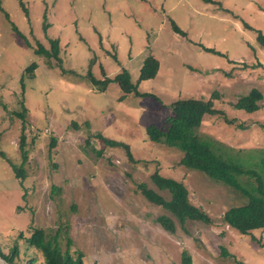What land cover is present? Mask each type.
Returning <instances> with one entry per match:
<instances>
[{
  "label": "rangeland",
  "instance_id": "obj_1",
  "mask_svg": "<svg viewBox=\"0 0 264 264\" xmlns=\"http://www.w3.org/2000/svg\"><path fill=\"white\" fill-rule=\"evenodd\" d=\"M259 34L264 0H0V251L8 255L17 245L15 264H24L37 254L18 234L42 229L60 231L83 264H181L184 253L191 264H264V230L244 235L222 220L247 198L181 166L180 152L145 133L172 116L173 102L211 100L224 116H204L198 134L215 144L217 156L258 171L264 183ZM50 41L57 42L58 65L34 54L39 45L50 52ZM148 56L158 71L139 82ZM122 70L145 96L120 100L115 83L102 87ZM252 90L262 96L258 110H236ZM21 136L24 180L9 164H20ZM153 174L182 183L211 223L180 225L146 201L141 185L169 199ZM240 182L248 192L256 187ZM162 215L173 219V233L156 222Z\"/></svg>",
  "mask_w": 264,
  "mask_h": 264
},
{
  "label": "trees",
  "instance_id": "obj_2",
  "mask_svg": "<svg viewBox=\"0 0 264 264\" xmlns=\"http://www.w3.org/2000/svg\"><path fill=\"white\" fill-rule=\"evenodd\" d=\"M24 13L27 16L25 10ZM4 16L8 20L6 13H4ZM9 24H11L13 31L19 33L12 23L9 22ZM173 29L177 33H180L176 26H173ZM257 42L261 46H264V36L259 34ZM34 54L42 56L45 59L53 58L58 65L56 41H50V52L39 45L34 50ZM36 67L35 63H31L26 69L27 74H31ZM158 67L156 59L152 56L146 57L139 70V82L153 79L156 76ZM28 77L33 78V75L31 74ZM111 82L115 83L123 93L120 100L130 94L145 96L138 93L137 82H132L129 73L125 70L120 71L113 79H106L100 84L104 88ZM22 90H24L23 87ZM259 100H262V96L256 90H252L250 94L240 98L234 104V108L245 113H252L258 110L257 102ZM169 108L172 116L166 118L159 126L146 127L147 140L151 143L177 150L182 155L180 158L181 166L188 170L198 171L216 183L241 192L247 198L248 202L245 205L230 207L224 212L222 220L227 226L244 235L254 230H264V183L261 175L258 171L245 168L234 161L223 160L213 152L212 147L215 144L198 134V129L204 116L216 114L224 116L223 113L215 111L211 100L206 102L191 99L179 100L170 104ZM21 116L17 115L18 118H21ZM19 140L20 164L17 166L10 162L9 164L14 177L24 180L26 177L24 166L27 161V153L24 149L25 142L23 137L21 136ZM107 143L116 146V143H112V141ZM259 163L264 170V157L260 159ZM243 177L253 180L256 184V187L250 190V192L240 184V179ZM151 181L159 191L167 192L169 199L166 200L145 185H141L139 187L140 194L150 204L162 208L180 225H183L186 221L203 223L205 225L211 223L209 217L202 210L189 203L186 188L182 183L163 178L158 174H153ZM172 218L162 215L156 219V222L166 232L173 233L175 227ZM17 238L23 239V244L28 245L37 254V257H32L25 261L24 264H37L38 256L41 258L42 264H83L82 254L78 251H69V239L67 237L66 239L65 237L62 238L60 231H57L54 235H50L42 229L27 230L26 233H19ZM63 239H65L64 250L61 246ZM17 252L18 247L16 245L8 255H4L0 251V258L6 264H15L14 260ZM181 264H191L190 257L185 255V253L181 257Z\"/></svg>",
  "mask_w": 264,
  "mask_h": 264
},
{
  "label": "water",
  "instance_id": "obj_3",
  "mask_svg": "<svg viewBox=\"0 0 264 264\" xmlns=\"http://www.w3.org/2000/svg\"><path fill=\"white\" fill-rule=\"evenodd\" d=\"M4 264H6L4 261H3Z\"/></svg>",
  "mask_w": 264,
  "mask_h": 264
},
{
  "label": "bare ground",
  "instance_id": "obj_4",
  "mask_svg": "<svg viewBox=\"0 0 264 264\" xmlns=\"http://www.w3.org/2000/svg\"><path fill=\"white\" fill-rule=\"evenodd\" d=\"M2 263V262H1ZM2 264H4V263H2Z\"/></svg>",
  "mask_w": 264,
  "mask_h": 264
}]
</instances>
